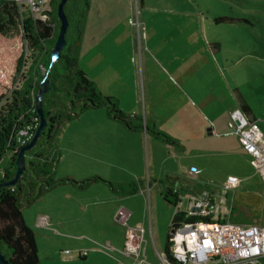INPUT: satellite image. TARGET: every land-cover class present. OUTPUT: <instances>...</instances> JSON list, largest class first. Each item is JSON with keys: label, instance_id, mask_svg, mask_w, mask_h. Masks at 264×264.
I'll use <instances>...</instances> for the list:
<instances>
[{"label": "crops", "instance_id": "crops-1", "mask_svg": "<svg viewBox=\"0 0 264 264\" xmlns=\"http://www.w3.org/2000/svg\"><path fill=\"white\" fill-rule=\"evenodd\" d=\"M87 26L88 24H86L82 41L84 51L80 52L79 60L81 65L84 64L83 70L98 84L105 95L118 98L125 112L140 114L141 108L137 104L138 94L126 100L122 93L123 90H129L125 86L131 83L129 79L131 74L137 75L135 65L132 66L130 59L135 44L130 26L121 24L119 27L110 28V33L102 39H99L101 35L97 30L86 44ZM85 47L87 55L83 62L81 57ZM208 51L210 54L211 51L209 49ZM213 64L217 72L214 70L212 74L215 83L212 90L200 95L197 90L178 88L180 98L189 107L198 109H192L187 116L181 115V111H186L185 103H183L175 113L163 118L158 111L152 109L151 105L150 117L146 115V118L155 120L158 128L182 142L184 144L181 143L182 149L167 144L145 131L127 129L120 122L110 118L104 108L88 110L78 118L69 121L60 135L62 162H59L56 170L60 177L70 176L83 180L98 175L117 183L137 182L140 190L130 195H119L104 182L95 183L84 190L70 184L58 186L38 199L37 210L33 216L25 209L23 211L27 224L35 231L36 236L67 239L75 244L86 239L100 238L124 247L129 226L138 230L142 236L140 255L145 254L147 263L158 264L157 251L158 254L166 256V248L164 252H160L157 241L160 243L158 245L164 246L162 239L166 233H169L174 216L168 215L167 219H161L158 213L159 199L156 188L158 184L149 183L146 186L143 171L146 160L152 165V170H193L194 168L197 171L256 170L251 156L242 147L237 134V123L233 122L232 114L241 111L250 120H256L264 133V81L262 79L259 81L260 91L258 90L259 98H257V95H254L248 87L247 91H241L236 80L232 79L235 85L231 84L230 80L223 76L219 62L213 59ZM185 82L192 84L189 78L185 79ZM247 85L250 89L253 88L250 81ZM164 94L168 95L166 92ZM190 99H193L196 105L192 104ZM166 102L171 101L167 99ZM199 109L208 116L205 117L203 114L201 121L195 117V114L201 115ZM185 151L190 154L182 153ZM194 153L197 161L195 167L190 169L186 159ZM67 159L69 168H64L63 165L67 163ZM108 166L115 170H108ZM171 174L173 175L167 176L169 180L164 181L163 174H156L154 179L163 181L161 188L164 195L166 189L170 188L186 203L187 199L197 192L186 190L183 186L185 180L174 172ZM248 176L246 173H241L240 176L229 175L237 179L238 183L235 187L239 186L243 180H247ZM151 190L154 192L156 212L148 224L147 215H141L140 205L136 199L141 198L144 202H147V199L151 201ZM256 200V196L250 193H238L232 205L255 208ZM123 209L129 212L127 226L119 218ZM223 216L224 218L221 216L222 219L226 220V214ZM78 228L88 229L91 232L90 238H83L85 234L78 235ZM42 232H45V235ZM37 242L40 248L38 237ZM89 247L94 251H100V248L93 244H89ZM116 250L123 256H118L116 258L118 261L113 264H131L132 262L134 264L132 257H126L122 253L123 248ZM79 256L86 257L82 253Z\"/></svg>", "mask_w": 264, "mask_h": 264}, {"label": "rangeland", "instance_id": "rangeland-1", "mask_svg": "<svg viewBox=\"0 0 264 264\" xmlns=\"http://www.w3.org/2000/svg\"><path fill=\"white\" fill-rule=\"evenodd\" d=\"M38 1L41 6L37 9L36 15L45 18L44 11L51 8L50 0ZM87 19L86 44L97 30L101 35L99 39H102L110 33V28L119 27L121 24L130 26L135 40L130 59L132 66L135 65L138 76L131 74L129 78L131 83L125 86L129 90H123L122 93L126 100L138 94L137 104L141 108L140 115L145 118L146 115L151 114V105L152 109L158 111L163 118L175 113L185 103L180 98L178 88L197 90L200 95L212 90L215 85L212 74L214 70L217 72L213 59L219 62L223 76L227 77L231 84L234 79L240 85L241 91H247L248 87L259 98V81L261 79L264 81V0H91ZM30 44L21 29L6 36L0 35V98L8 94L10 88L27 75L35 57ZM86 50L85 47L81 57L83 62L86 60ZM83 65L80 64V67L82 68ZM42 71H45L44 67ZM187 78L192 84L185 82ZM249 81L253 85L252 89L247 85ZM167 99L171 102L167 103ZM190 101L195 104L193 99ZM185 105L186 111H181V115L184 116H187L192 109H198L189 107L186 103ZM199 111L201 115L195 114V117L201 121L204 112L200 109ZM182 153L190 154L186 151ZM13 154L12 150L8 151L1 162L2 168L9 166ZM195 155L194 153L186 159L190 169L195 167L197 161ZM59 162H62L61 158ZM68 162L67 159L64 168H69ZM108 170L115 169L108 166ZM143 171L146 186L149 183L158 184L156 187L159 199L158 213L161 219H167L168 215L174 216L176 207L174 197L165 198L161 188L163 181L155 180L154 177L156 174H163L165 181L169 180L168 177L174 172L185 180L183 186L186 190L190 192L208 190L214 193L221 201L220 215L224 218L223 215L226 214L227 221L264 225L262 199L264 183L257 170H198L195 173L192 172L193 170H152V165L146 160ZM241 173L249 175L248 179L243 180L239 186L226 190L224 185L229 175L240 176ZM57 176L60 177V174ZM151 192V201L136 199L140 205L141 215H147L148 224L156 212L154 192L152 190ZM238 193L255 195L257 206L255 208L237 206L233 210L232 203ZM36 204L37 201L24 209L33 216L37 210ZM168 231L169 233H166L162 239L164 246L158 245L160 243L157 241L160 252L165 251L171 230ZM42 233L45 235V232ZM77 233L85 234L83 238H90L91 232L86 228H78ZM37 237L40 243L39 257L43 264H113L118 261L116 259L118 256H123L116 249L124 247L100 238L86 239L75 244L67 239L45 236L40 238L38 235L36 239ZM89 244L97 246L100 251L90 249ZM182 250V244L175 241L172 252ZM81 253L86 257H80ZM158 253L157 251L158 264H163ZM141 255L140 261L137 259L136 264H149L145 254ZM242 264L256 263L246 261ZM257 264H264V257H261Z\"/></svg>", "mask_w": 264, "mask_h": 264}, {"label": "trees", "instance_id": "trees-1", "mask_svg": "<svg viewBox=\"0 0 264 264\" xmlns=\"http://www.w3.org/2000/svg\"><path fill=\"white\" fill-rule=\"evenodd\" d=\"M60 2L50 0L51 8L46 11L48 18L44 20L34 19L31 11L24 9L16 0H0V35L6 36L21 29L35 52L27 75L0 98V182L12 180L16 172V158L24 146L18 140L20 132L29 130L28 143L38 127L36 95L41 81L47 77L51 86L43 96V110L48 124L36 146L26 153L27 168L15 185L0 187V250L11 264H42L36 233L27 224L23 211L50 190L67 184L84 190L98 182L107 183L119 195H130L140 190L137 182L117 183L98 175L83 180L70 176L58 177L56 170L62 158L60 135L66 123L88 110L106 108L110 118L127 129L145 131L167 144L183 148L181 142L158 128L155 120L125 112L119 99L105 95L80 67V52L91 0H68L65 4L69 20L66 44L61 55L52 62L51 54L60 31ZM42 67L45 71H42ZM10 150L14 153L10 164L2 168L1 162ZM170 197H174L176 207L177 196L167 188L165 198ZM182 218L180 212H176L172 226ZM166 255L173 259L171 234L167 238Z\"/></svg>", "mask_w": 264, "mask_h": 264}, {"label": "built area", "instance_id": "built-area-1", "mask_svg": "<svg viewBox=\"0 0 264 264\" xmlns=\"http://www.w3.org/2000/svg\"><path fill=\"white\" fill-rule=\"evenodd\" d=\"M16 1L24 9L31 11L34 19L48 18L47 10L44 11L45 18L37 17V9L41 6L38 0ZM139 43L141 44V41ZM232 119L237 123V134L242 147L251 156L252 164L262 176L264 183V133L256 120H250L241 111L234 112ZM28 131L24 129L20 132L18 140L22 145L27 144ZM192 172H197L196 168ZM237 183L236 178L229 177L224 188L230 190ZM221 211V201L211 191H199L188 198L186 203L182 197L177 196L176 212H180L183 218L176 226H172L170 232L173 259H169L167 255H160L162 263L242 264L252 261L257 264L258 260L264 257V225L232 223L222 219ZM128 217L129 212L123 209L119 218L126 226ZM138 233H140L138 230L127 227L126 243L122 251L125 256L135 259L134 264L141 251L142 236ZM175 241L182 244V251L172 252Z\"/></svg>", "mask_w": 264, "mask_h": 264}, {"label": "water", "instance_id": "water-1", "mask_svg": "<svg viewBox=\"0 0 264 264\" xmlns=\"http://www.w3.org/2000/svg\"><path fill=\"white\" fill-rule=\"evenodd\" d=\"M68 0H61L59 6H58V19L60 22V31H59V36L56 42V46L53 50V53H56V58H58L61 55V52L66 44V34L69 28V20L68 17L65 13V4L67 3ZM51 89L50 86V81L48 80L47 77H45L41 83H40V89L36 95V110L37 114L40 118L39 125L37 129L35 130L31 140L24 145L23 147L20 148L18 152V156L16 158V172L10 181H1L0 182V187L2 186H7V185H15L21 174L25 171L27 168V158H26V153L34 148L41 137V134L44 130V128L48 124V120L45 116L44 110H43V96L48 93ZM173 226H176L173 225ZM0 264H11L3 255V253L0 250Z\"/></svg>", "mask_w": 264, "mask_h": 264}]
</instances>
